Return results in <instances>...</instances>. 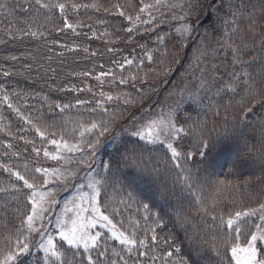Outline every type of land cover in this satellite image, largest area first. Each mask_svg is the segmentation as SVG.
<instances>
[{
    "label": "snow or ice",
    "instance_id": "snow-or-ice-1",
    "mask_svg": "<svg viewBox=\"0 0 264 264\" xmlns=\"http://www.w3.org/2000/svg\"><path fill=\"white\" fill-rule=\"evenodd\" d=\"M28 3L26 11L31 13L30 19L17 22L22 26L10 21L3 31L10 39L31 37L44 41L47 51L40 59L47 61L53 59L47 55L52 52L48 45L60 44L58 40L47 39L46 25L51 23L57 11L63 20V28L54 30H72L74 33L84 25L70 22L69 9L76 11L90 7L109 12L97 3L85 5L72 0H28ZM140 5L135 16L127 14V5L116 3L113 7L131 25H154L158 17L153 12L163 16L165 11H171L172 19L181 22L175 28L180 43L174 47L185 46L193 32V25L186 17L194 15L199 5L191 0H152L150 3L140 0ZM6 7L0 3V8ZM213 7L210 3L208 10ZM224 7L221 0L217 12ZM144 13L149 19H141ZM206 14L210 12L206 11ZM219 19L222 31L216 38L219 47L214 52L227 54L231 51L233 70L228 73L229 81L217 87V81L223 80L216 71L219 65L213 64L211 70L206 66L201 68L202 61L197 57V63L190 65L191 80L177 91V100L155 113H144L141 108L142 115L133 113L122 124H118L117 119L124 115L123 112H109L105 101L97 100L96 107L88 110V116L99 115V119H85L78 113L75 120L62 119L61 126L50 132L49 129L56 128L55 122H43L39 110L35 113V122L33 114L24 116L11 101V97L19 93L15 89L9 92L5 84L0 83V104L14 110L42 142L54 146L50 151L46 145L37 146L35 140L21 135L19 140L32 145L31 152L36 157L33 163L12 165L0 160V169L10 178L14 177L6 185H0V194H3L0 196V264H264V202L255 208L237 210L235 201L221 199L224 188L246 187L251 178L243 185L212 179L216 158L224 150L231 149L234 154L232 168L254 165L260 172L257 183L264 185V87L256 86L257 76L264 81V64H260L257 72V57L251 56L256 39L261 41L264 50V33H258L255 28L257 19L264 20V0L229 2L225 15ZM241 20L250 22L251 45L245 38L237 36ZM134 30L129 27L127 32ZM150 31L155 36L157 48L145 51L136 65L137 71L128 77H120L119 84L131 81L134 85L145 67V60L149 65L155 62L154 51L161 57L159 65L163 72L170 73L164 59L169 56L165 47L169 34L159 33L156 27ZM92 35L97 34L93 31ZM7 42L0 38V45ZM61 47L74 51L78 46ZM83 51L87 53L88 48ZM21 55H26L32 63H25L23 71L0 65V74L9 78L24 72L30 74L35 66L37 76L53 91L85 90L75 84L61 87L57 83H48L54 80L56 69L40 63L31 52ZM63 55V52L58 54ZM245 56H251V59L245 60ZM6 59L19 61L15 55ZM172 60H175V54H172ZM175 62L180 63L179 60ZM125 64L132 65L133 61L125 58L120 68ZM49 72L51 77L46 76ZM152 74L159 73L149 67L144 78ZM72 75L86 77L91 73ZM107 76L112 73L101 72L96 79L99 81ZM112 79L117 78L112 76ZM241 87L244 95L240 100H234ZM87 90L91 91V88ZM35 95L45 102L49 99L43 93ZM100 95L106 101L120 99V94L114 97L101 92ZM257 96L261 97L259 101L254 99ZM124 102L129 103L127 99ZM88 103L90 101L79 99L75 104L56 100L48 107L49 112L58 109L62 114ZM257 104L261 114L256 121H250L248 118L254 114ZM5 119L0 114V131L14 137L10 125L2 123ZM70 122L73 124L71 130L67 128ZM109 141L113 142L114 148L107 159H102V150ZM3 143L6 149H12V143ZM257 143L261 145L259 149ZM41 153L57 166H37ZM3 156L11 160L19 154L6 150ZM60 189H76V192L71 199L61 203L56 198ZM206 192L211 195H205ZM133 206L135 214L125 216L124 213ZM252 218L258 222L251 224ZM209 233H212L211 242Z\"/></svg>",
    "mask_w": 264,
    "mask_h": 264
},
{
    "label": "trees",
    "instance_id": "trees-1",
    "mask_svg": "<svg viewBox=\"0 0 264 264\" xmlns=\"http://www.w3.org/2000/svg\"><path fill=\"white\" fill-rule=\"evenodd\" d=\"M218 0H210L211 3H215ZM72 2L78 4L91 5L97 3L103 5V8H108L109 12H104L103 9L96 11L94 8H80L76 11L71 9L68 10V16L70 22L74 25L78 22L82 23L84 27H78L76 33L72 30H65L63 32H56L54 29L59 27L63 28V20L57 11L53 16L51 23L46 25L48 30V40H58L60 44L51 45L48 47L52 48V52L47 53L53 57L51 61L46 59H40L44 56L47 49L43 46L44 41H37L31 37H23L20 39H10L3 31L9 24L13 22L16 26L18 21L30 19L31 13L26 11L29 7L28 0H0V3L6 4V8H0V38L7 40V44L0 45V65L5 68H10L13 71H23V65L25 63H32V61L21 53L31 52L33 56L40 59V63L51 65L52 68L56 69V76L54 80H49L48 83H57L59 86L73 85L75 84L78 88L85 89L83 92H60L53 91L45 85V80L37 76L35 66L33 71L29 74L24 72L23 75H13L12 77H4L0 74V83L5 84L9 92L13 89L19 95H13L11 101L15 107H19L24 116L33 114L35 122V113L39 110L42 115L40 119L47 123H56V128L49 129V131H56L60 126L62 119L75 120L78 113L82 114L85 119H99L100 116H88V110L96 107L97 100H104L105 107L109 109V112L119 113L123 112L124 115L118 117L117 123L122 124L128 119L129 115L135 113L137 116L142 115L139 109L143 108L144 113L152 112L156 110L161 102L171 92V102L173 96L172 88L179 82L183 71L185 70L188 62H184L188 52L192 48L194 42L189 43V47L185 49L184 55L181 54L183 47H174L180 43V38L174 33L175 29L172 26L169 28L163 24L157 25L159 33H168L166 38L165 47L169 50V56L165 59V66L170 68L171 71L165 74L159 65L161 59L160 56L155 54V62L152 65L148 64L145 60V67L140 71L137 82L133 85L130 81L128 84H119L120 77H128L130 73L137 71L136 65L139 64L140 59L143 58L144 52L147 50H155L157 44L155 42V36L151 34L152 25H143L134 27L135 30L131 33L127 32L129 27H132L128 23L127 19L119 16L118 11L113 7L116 3L121 5H127L126 12L129 15L135 16L140 8V0H72ZM145 3H150L152 0H144ZM241 0H232L233 4H239ZM19 5V6H18ZM98 21H104V23H98ZM198 26H209L214 30H222V21L220 19L215 20L211 14H205L199 21ZM43 23V20H41ZM249 21L241 20L239 22L240 31L237 34L238 37L245 38L249 44L253 43L252 36L249 33ZM90 26V27H89ZM35 27V26H34ZM258 33H264V20L257 19L255 25ZM96 32V36L92 35V32ZM78 33V34H77ZM219 36L218 33H213ZM252 40V42H251ZM216 43V40L215 42ZM256 45L261 43L259 39L255 40ZM72 48L78 46L74 51H68L65 47ZM141 45L144 47L142 48ZM217 46H219L216 43ZM84 48H88V52L83 51ZM163 52L164 48H160ZM60 52H63V57L58 56ZM224 57H228L229 63L232 61L231 51L225 54L223 51H219ZM92 53H96L92 55ZM172 54H175V60H179L180 63H176L172 60ZM15 55L19 57V61H12L6 59L7 57ZM251 56L257 57L256 59V71H259L260 64H264V50L262 48H255V51L251 52ZM251 56H245V60L251 59ZM130 59L133 61L132 65H124V68H120V64L124 62V59ZM149 67L155 69V73L149 75L146 79L144 78V72L149 70ZM232 69V68H231ZM233 70V69H232ZM239 71V69H237ZM111 72L112 76L117 79L113 81L112 76L101 77V80H97L96 77L101 72ZM251 71V69L249 70ZM89 72L90 76L82 77L79 75H72V73ZM47 77H51L52 73H47ZM256 86L264 87V81L257 76ZM91 88V91L87 89ZM215 91V89H213ZM110 93L114 97L120 94L119 100L106 101V98L101 96L100 93ZM36 93H43L47 95L49 99L47 102L43 101L41 97L36 96ZM244 95V88L241 87L238 90L234 100H240ZM85 100L90 103L81 106L80 108H72L70 111L60 113L58 109H54L49 112V105L56 100H60L61 103H73L75 101ZM129 103L125 104V100ZM255 100L261 99L257 96ZM43 105V106H42ZM247 106V105H246ZM261 108H254V114L249 116L250 121H256L261 114ZM99 112V109H98ZM0 114H3L6 119L2 122L6 125H10V130L14 133L13 136H8L5 131H0V160L4 163L12 165H22L24 162L32 164L36 159L34 153L31 152L32 145L25 144L23 140H19L18 137L24 135L28 140H35L37 146L41 144L46 145L50 151L54 150V146L47 145L46 141H41L34 130L30 126L26 125L24 120L16 114L12 109H9L7 105L0 104ZM210 115V114H209ZM105 119L108 117L105 116ZM73 124L70 122L67 128L71 130ZM123 132V129H120ZM77 133V137H78ZM58 138V137H57ZM67 138V137H66ZM107 139V138H106ZM134 139V138H133ZM3 142L12 143V149H6ZM261 145L256 144V148L259 149ZM28 149L25 151V149ZM114 148L113 142L109 141L106 148L102 150L101 158L107 159L108 153ZM15 152L19 154V157H13L11 160L3 156L4 151ZM40 167H56V162L51 161L43 157L41 153ZM234 154L231 149H226L219 154L216 158L214 166L215 175L212 179H222L226 184L230 181L231 185H243L244 181L251 178V183L246 187H231L228 186L223 189L221 199L224 201H235L237 210H243V208H255L259 203L264 202V185L257 183V177L260 175L258 168L252 164H244L238 166L235 169L232 168V160ZM10 179L8 173L0 169V185H6ZM73 190V189H72ZM71 189L65 191L62 190L58 199L63 202L68 198H71L73 191ZM3 194H0L2 196ZM205 195H211V192H206ZM116 198L119 199V194H116ZM231 206V205H229ZM12 207H15L13 204ZM135 206L129 211L124 213L125 216L135 214ZM137 218H139L137 216ZM251 224L257 223L255 218L249 221ZM208 223H211L209 219ZM163 235V233H161ZM212 233H209V241L211 242ZM243 239V238H242ZM179 242V241H178ZM35 251V249L33 250ZM212 253H210L211 255ZM230 255V253H229Z\"/></svg>",
    "mask_w": 264,
    "mask_h": 264
},
{
    "label": "rangeland",
    "instance_id": "rangeland-1",
    "mask_svg": "<svg viewBox=\"0 0 264 264\" xmlns=\"http://www.w3.org/2000/svg\"><path fill=\"white\" fill-rule=\"evenodd\" d=\"M169 2H172V0H169ZM191 2L193 4L199 5V8L197 9V11L194 15H192L190 17H186V19L188 21H190L193 25V32H192V36L189 37L187 39V41H185V46L183 47L181 54L184 55L185 49L187 47H189V43L191 41L194 42L192 45V48L188 52V56H186V59L184 61V62H188V64H187L185 70L183 71V74H182L179 82L172 88L173 96H174L172 98V102H171V92H170L169 98L166 97L161 102L160 106L156 110L152 111V113L158 112L162 107H165L167 105H171L175 100L178 99L176 93L178 90L182 89L185 86V84H188L189 81L191 80V76L189 74L191 71L190 65L197 63V57H200V59L202 61L200 63L201 68H204L206 66L209 70H211L213 64L219 65V67L216 69V71L220 76L223 77V80L217 81V87H219L221 84L229 81V79H230L228 76V73L232 71V69H231L232 65L228 64L229 63L228 57H224L219 51L214 52V49H217L219 47L214 42H215L216 38L221 35L222 30H214L209 26L208 27L202 26V25L198 26L197 22L206 14V11H209L215 20H218L220 16L225 15L226 5L229 2L232 3V0H223L225 7L220 8L219 12H217L216 8L221 4V0H218L215 3H211L210 0H191ZM210 3L213 4L214 7H213V9L208 10V5ZM176 11L179 12L178 9ZM153 15H156L158 17L157 21H156L157 25L163 24L165 26H168L169 28H171L173 26L175 29L176 26L179 23H181L180 21L172 19L171 11H165L163 16H160L159 13H157V12H153ZM141 19H143V20L149 19L147 13L142 14ZM137 26H143V25H140V24L132 25V27H137ZM152 26L155 27V24ZM214 32L218 33L219 36L213 34ZM174 33L176 34V32H174ZM202 41H203V44L201 43ZM251 42H252V40H251ZM255 46H256L255 48H259V47L262 48L261 43H259L258 45H256V43H255ZM197 49H199V51H197ZM196 75H199V73L197 72ZM259 100L260 99H257V101H259ZM258 107H260L259 104H257V106L255 108H258ZM62 190H64V189H60L57 191L56 198L58 197L59 193ZM72 191H73V194H75L76 189H73ZM68 199H71V198H68ZM61 203H63V202L61 201Z\"/></svg>",
    "mask_w": 264,
    "mask_h": 264
}]
</instances>
